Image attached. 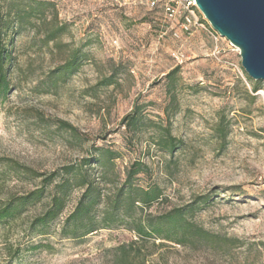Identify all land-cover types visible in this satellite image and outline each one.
Instances as JSON below:
<instances>
[{
    "label": "rangeland",
    "instance_id": "374dc122",
    "mask_svg": "<svg viewBox=\"0 0 264 264\" xmlns=\"http://www.w3.org/2000/svg\"><path fill=\"white\" fill-rule=\"evenodd\" d=\"M20 1L50 6L6 37L12 61L10 90L0 98V206L53 173L60 184L73 167L96 188L97 230L83 235L86 227L67 223L85 190L74 186L60 217L32 234L53 185L20 218L0 224V264H264V81L248 76L238 49L204 30L188 39L170 28L164 35V19L134 0ZM9 3L1 2L3 17ZM76 52L80 70L55 74ZM134 111L139 123L129 127L124 120ZM104 150L115 156L88 163ZM11 164L44 177L16 176ZM140 188L159 199L140 204ZM177 209L210 236L179 244L166 231L150 233Z\"/></svg>",
    "mask_w": 264,
    "mask_h": 264
},
{
    "label": "trees",
    "instance_id": "16d2710c",
    "mask_svg": "<svg viewBox=\"0 0 264 264\" xmlns=\"http://www.w3.org/2000/svg\"><path fill=\"white\" fill-rule=\"evenodd\" d=\"M2 1H10V3L7 7L6 17H3L0 11V98L7 96L10 90L9 65L12 61V53L6 47V37L9 35L10 32L14 33L15 35L19 31V29L23 28L26 25L31 16L44 15V12H41V8L50 6L48 2L33 1V3L37 5L36 8H30L29 6V8H26L24 2L20 0H0V5ZM153 13L154 15H158L157 11H153ZM58 33L59 32L56 31L48 35L46 38V43L49 44L51 42H54L57 39ZM83 60L84 57L79 52H76L72 54L62 66L58 67L54 73L59 74L61 77H70L80 70V68L82 67ZM177 72L178 69L172 71L170 74L167 75V79H172V77ZM124 121V123H128L129 127H136L139 123L137 111H134ZM103 155H109L110 157H114L115 152H112L111 150H104L97 160H95L94 162L90 161L88 163L101 164V157ZM8 169L11 173L15 174L16 176L21 175L34 179L44 177L43 175L38 174L37 172L29 168H25L19 164L8 165ZM139 171L137 170L129 172V183H131L130 180L133 177L138 175ZM64 173L66 176H73L74 179L72 180L68 177L65 178L60 184L54 185L56 178L59 174L53 173L43 178L42 186L40 188L35 189L27 195L14 198L6 202L3 206H0V224H10L17 218H20L23 215L24 211L28 207H30V205H35L41 202L47 195L48 190L54 185L53 192L50 195L49 206H47L43 214L36 217L33 223L31 224V232L33 235H43L45 233V229L52 222L57 220L63 213L66 207L67 196L69 195L71 189L74 186H77L82 187L85 190L75 211L68 217L67 223L73 224L76 228L86 227L87 229L83 235L94 233L97 228L95 226H92V213L95 210L96 205L99 201V196L97 194L96 188L93 184L87 182L86 175L80 169L67 167L64 169ZM129 188H133L132 184H129ZM136 191L140 193V198L138 202L142 205L149 206L159 199V194L156 190L151 191L140 188ZM189 209L191 212L195 211L193 206H190ZM185 215V210L177 209L173 211L170 215L166 216L163 221L159 222L157 226H154L150 233L161 235L164 233V231H166L168 233L166 239H175V241H177V243L179 244L186 242L188 240V237H192L195 235L201 237L210 236V234L205 230L190 224L186 220ZM138 232L140 235H147L146 228L143 225L139 226Z\"/></svg>",
    "mask_w": 264,
    "mask_h": 264
},
{
    "label": "water",
    "instance_id": "95a60500",
    "mask_svg": "<svg viewBox=\"0 0 264 264\" xmlns=\"http://www.w3.org/2000/svg\"><path fill=\"white\" fill-rule=\"evenodd\" d=\"M195 2L219 36L238 49L242 67L264 81V0H185Z\"/></svg>",
    "mask_w": 264,
    "mask_h": 264
},
{
    "label": "built area",
    "instance_id": "2783aa9c",
    "mask_svg": "<svg viewBox=\"0 0 264 264\" xmlns=\"http://www.w3.org/2000/svg\"><path fill=\"white\" fill-rule=\"evenodd\" d=\"M135 3L146 6L152 11H157L171 29L172 36L176 39L191 38L197 30H204L215 40L221 38L219 34L207 26L206 20L199 16L197 5L192 1L185 0H134ZM231 45V44H230ZM178 63L182 64L185 56L182 53L174 54Z\"/></svg>",
    "mask_w": 264,
    "mask_h": 264
},
{
    "label": "bare ground",
    "instance_id": "6f19581e",
    "mask_svg": "<svg viewBox=\"0 0 264 264\" xmlns=\"http://www.w3.org/2000/svg\"><path fill=\"white\" fill-rule=\"evenodd\" d=\"M195 3V2H194ZM196 4V3H195Z\"/></svg>",
    "mask_w": 264,
    "mask_h": 264
}]
</instances>
